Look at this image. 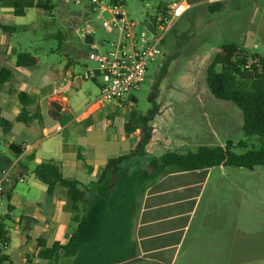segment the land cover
<instances>
[{"label": "rangeland", "instance_id": "rangeland-1", "mask_svg": "<svg viewBox=\"0 0 264 264\" xmlns=\"http://www.w3.org/2000/svg\"><path fill=\"white\" fill-rule=\"evenodd\" d=\"M171 1L174 0H126L124 8L131 18L137 22H145L153 16L159 18L163 16ZM188 1L192 4L190 9L168 29L161 44L162 54L149 63L140 87L133 91L138 98L137 103L132 102L137 111L134 122L141 129L144 127L147 132L149 130L151 137L155 129L156 142L162 140L163 135L169 137V141L162 143L159 150L146 153L139 149L131 161L124 163L123 167L128 169L132 165L137 166L133 167L136 172L132 181L136 186L134 189H138L140 193L144 183L149 181L145 174L150 168L149 157L159 156L167 150L194 151L205 144L214 146L226 144L229 140L236 143L247 138L242 129V110L234 102L219 99L211 93L206 83V68L214 54L227 42L236 43L249 57L256 54L264 56V0ZM213 1H220V10L209 9V4ZM54 2L56 7L51 14L33 7L28 9L26 15L14 17L15 22L8 21L4 16L0 18L1 21L7 20L8 23L21 24L10 34L13 48L31 51L38 57V63L32 67L18 69L14 64L6 63L18 78L11 77L12 87L18 88L20 85L19 90L24 87L42 99L46 96L47 89L55 85L63 87L66 78L62 70L68 61L71 63L67 69L81 77L85 70L97 66L87 36L77 31V27H84L85 21L93 19L96 41L115 36V32H109L102 26L103 18L111 17L109 12H92L90 5L85 8V5L77 4L74 0ZM84 8L87 11L85 15L79 12ZM60 32L63 38L59 37ZM6 56L7 53L0 55V58L4 59ZM7 87L11 88L9 83ZM75 94L76 106L79 107H83L88 99L95 101L100 95L98 87L87 79L78 94L74 91L68 92L70 97ZM103 102L104 105L99 111L100 119L95 123L94 132L87 138L93 147L90 152H84L85 156L95 155L101 160L104 157L116 156L137 145V142L134 144V140H125L121 137L124 124L129 119L131 104L126 107L125 103L107 100ZM7 117L12 120L15 129L19 127L22 130L24 127L22 122ZM68 118L67 111L62 112L61 123L65 124ZM77 126L78 123H75L65 127L62 132L44 139L45 147L53 145L58 137L66 142L76 139L79 134ZM10 140V137L7 140L2 138L0 166L7 165L9 158L12 161L16 160L8 147ZM234 149L237 152L244 151L238 147ZM36 153V157L28 161V169L23 171V180L17 181L13 190L11 189L13 198L4 195L0 208L4 217L10 213L9 203H19L21 207L16 204L11 213L13 219H17L16 217L23 212L26 197L27 200L36 197V191L46 186L35 176L33 170L40 161L49 158H42L45 151L39 148L36 149ZM64 164L67 169L70 158L66 157ZM211 172L200 206L194 215V225L199 221H226L228 218L236 222L247 220L250 224L260 221L261 226L256 227L254 233L249 224L251 231L250 237L248 235L247 237L261 238L264 241V165L215 166L211 168ZM112 174L113 172L109 170L105 175L108 176L107 182L112 181L109 187L113 188L108 197H114L119 190V179L112 178ZM12 181L13 178L10 182ZM5 223L11 234L8 252L16 254L19 251V237L13 221L5 218ZM114 223L115 218L107 221L106 242L97 245V249L109 250L107 262L118 260L115 256L117 253L110 251V248L116 245ZM217 225L215 230H221L219 224ZM89 253L90 249L86 247L83 254H79L74 262L93 264L94 261H98L88 258ZM38 261L46 262L40 259ZM236 261L238 264H261L263 260ZM105 263L104 259L101 264Z\"/></svg>", "mask_w": 264, "mask_h": 264}, {"label": "crops", "instance_id": "crops-1", "mask_svg": "<svg viewBox=\"0 0 264 264\" xmlns=\"http://www.w3.org/2000/svg\"><path fill=\"white\" fill-rule=\"evenodd\" d=\"M85 8H88V5H85ZM85 8L79 11L83 12V15L87 12ZM1 16L8 21L16 20L13 9L9 7H0V18ZM7 20L6 23H8ZM10 34L0 30V55L7 53L6 58H0V68L9 63L19 69L24 66L16 64L15 52L19 49L13 48L10 43ZM89 36L95 40L93 35ZM88 45L90 47V41ZM69 63L71 62L68 61L62 70L66 78L63 87L55 85L47 89L43 99L30 93L33 101L29 108L31 113L36 112V117L27 124L22 122L24 124L22 130L19 127L15 129L13 125L11 131L2 135V138L6 140L10 137L8 147L11 142H15L23 147V152L15 155V161L7 158L8 161L11 160L10 164L1 165L0 170L5 167L12 170L13 181L7 183L5 195L7 197V194H10L12 199L10 190L14 188L17 181L23 180V171L28 169V161L36 157V149L39 148L45 151L42 158H54L59 162L64 176L79 179L86 184V197L80 209L74 211L65 188L57 186L54 193L50 194L45 186L36 191V197L28 200L26 197L23 212L16 217L17 219H13L11 213L19 203H9L10 213L6 217L3 216V223L10 240V229L5 223V218L13 221L20 243L16 254H10L8 248L6 250L13 262L15 264H76L74 260L79 254H83L86 247H89L88 258L98 260L93 264H101L104 259L108 264H238L236 260L251 259L259 260V262L263 260L261 264H264V241L261 238L247 237L251 229L254 233V229L261 226L260 221L250 224L247 220L236 222L228 218L226 221H199L197 225H194V215L200 206L212 167L206 172L200 169L174 170L169 167L155 172L149 168L145 172L149 181L144 183L140 193L138 189H134L136 186L132 181L136 172L134 168L137 166L132 165L130 169L123 167L124 163L131 161L132 156L113 172L112 178L119 179V190L114 197H108L113 191V188L109 187L112 181L107 182L108 176H105L109 171L106 170V165L110 157H104L101 160L95 155L88 157L84 154L86 151L90 152L93 147L87 138L95 130V123L100 119L99 111L104 102L88 99L85 101V107L76 106V94L70 97L68 92L74 91L78 94L82 90L85 79L69 71L67 69ZM12 72L17 78L15 72L13 70ZM18 81L20 84V80ZM89 81L98 87L100 94L98 81L92 79ZM8 83L11 88L7 87ZM8 83L0 90V110L6 117L10 116L16 120L21 109L18 100L20 85L18 88L12 87L11 79ZM56 89L62 91V94H55ZM21 90L26 89L23 87ZM53 100L62 105V109L57 110L58 112H52L49 108ZM125 104L126 107L132 105V100ZM64 111L69 114L65 124L60 120V115ZM125 113L127 117V110ZM75 123H78L79 131L76 139L66 142L58 137L53 145L45 147L44 139L62 132L65 127ZM58 126L62 129L57 130ZM155 131L154 129L152 137L145 146L146 153L159 150L162 143L169 141V137L163 135L162 140L156 142ZM140 133L139 128L132 133H127L124 128L121 131V137L125 140L132 139L136 144ZM109 137L110 135L107 138ZM25 142H29L30 147L25 148ZM157 143L159 146L156 147ZM133 148L119 154L130 152ZM66 157L70 158L67 169L64 164ZM151 158L148 159L149 163ZM223 166L220 165V167ZM19 206L21 207V204ZM117 211L125 213H116ZM114 218L116 245L110 248V251L117 253L115 256L118 260L107 262L109 250L97 249V245L106 242L107 221H112ZM217 224L222 228L221 230H215L218 227ZM249 224L252 226L250 230ZM77 226H81V231L70 244V237ZM26 234H29L30 238H27ZM39 237L45 238L48 245L59 242L67 246L53 260L43 259L37 254L39 250L37 238ZM39 259L46 262L38 261Z\"/></svg>", "mask_w": 264, "mask_h": 264}, {"label": "trees", "instance_id": "trees-1", "mask_svg": "<svg viewBox=\"0 0 264 264\" xmlns=\"http://www.w3.org/2000/svg\"><path fill=\"white\" fill-rule=\"evenodd\" d=\"M112 2L125 4L126 0H111ZM0 7H9L13 9L15 16H24L29 8H39L48 13H53L56 3L54 0H0ZM220 1H213L209 4L211 11L220 10ZM159 17L153 16L146 19L153 30L156 29ZM0 28L12 33L17 30V25L6 23L0 20ZM59 37H62L61 32ZM88 41L92 42L93 37L87 36ZM16 64L18 66L32 67L38 63V58L31 51L19 50L15 52ZM254 61L249 64V60ZM13 76L10 67L3 65L0 68V90L5 86ZM94 81H98L96 77ZM206 83L211 93L223 100L234 102L241 110L243 115L242 129L246 135V139H242L236 143L232 140L226 142L225 145H201L197 150L176 151L168 150L159 156H153L150 160V168L157 172L171 168L174 170H203L206 172L209 168L215 166H235V167H254L256 165H264V56L260 54L249 57L244 50L236 43L227 42L221 46L206 68ZM130 99L135 104L138 98L135 94H131ZM18 100L21 103V109L16 116V121L29 123L36 116L31 113L30 104L33 101L30 92L20 90L18 92ZM129 119L125 122L124 128L127 133H132L138 124L134 122L137 117V111L131 105ZM52 112H58L53 106H49ZM13 122L0 110V145L2 135L11 131ZM140 138L135 148L130 152L112 156L108 159L106 170L115 172L120 164L132 157L139 149L145 151V146L151 138V133L140 128ZM242 148L244 151L237 152L234 148ZM9 149L14 155H20L23 147L15 142L9 144ZM2 153L0 147V155ZM11 160L8 161L10 164ZM35 176L46 185L47 192L53 194L57 186H62L66 190V195L71 201L74 211H78L85 200L87 186L79 179L68 178L63 175L61 165L54 158L42 160L38 163L34 170ZM7 184L4 194L6 195ZM11 191V190H10ZM10 198V194H7ZM10 206V205H9ZM75 219V217H74ZM81 223V222H80ZM80 227L74 228L70 237V244L77 238L80 233ZM27 231V230H26ZM30 238L29 234H26ZM0 239L3 247L0 249V264H15L6 252L9 246V235L5 224L0 225ZM38 256L43 259L53 260L60 252L66 248V244L53 242L48 245L47 240L43 237L37 238Z\"/></svg>", "mask_w": 264, "mask_h": 264}, {"label": "built area", "instance_id": "built-area-1", "mask_svg": "<svg viewBox=\"0 0 264 264\" xmlns=\"http://www.w3.org/2000/svg\"><path fill=\"white\" fill-rule=\"evenodd\" d=\"M74 2L90 5L92 12H109L111 15L110 18H103L102 26L109 32H115V36L90 42L92 57L97 66L85 70L83 78L88 80L97 78L100 95L95 101L107 100L121 104L131 102L130 96L140 87L149 63L162 54L161 44L166 32L192 5L188 0L171 1L164 15L159 18L156 29L153 30L147 22H137L131 18L124 4L111 0ZM92 20L85 21V26L77 27V31L83 36H94ZM253 61L250 59L249 64ZM54 92L57 95L62 94V91L57 89ZM61 129V126L57 127V130ZM24 147H30L29 142H25ZM12 175L9 167L0 170V208L6 184L11 181ZM2 222L3 214L0 211V225ZM2 247L0 239V249Z\"/></svg>", "mask_w": 264, "mask_h": 264}, {"label": "water", "instance_id": "water-1", "mask_svg": "<svg viewBox=\"0 0 264 264\" xmlns=\"http://www.w3.org/2000/svg\"><path fill=\"white\" fill-rule=\"evenodd\" d=\"M50 105L53 106L54 108H56L57 110L62 109V105L56 100L51 101Z\"/></svg>", "mask_w": 264, "mask_h": 264}]
</instances>
